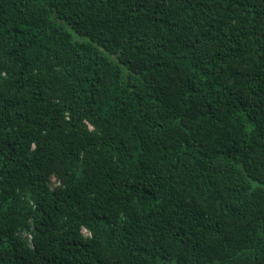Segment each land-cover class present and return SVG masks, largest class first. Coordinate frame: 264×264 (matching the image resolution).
Wrapping results in <instances>:
<instances>
[{
    "label": "trees",
    "instance_id": "1",
    "mask_svg": "<svg viewBox=\"0 0 264 264\" xmlns=\"http://www.w3.org/2000/svg\"><path fill=\"white\" fill-rule=\"evenodd\" d=\"M0 264H264V0H0Z\"/></svg>",
    "mask_w": 264,
    "mask_h": 264
},
{
    "label": "rangeland",
    "instance_id": "2",
    "mask_svg": "<svg viewBox=\"0 0 264 264\" xmlns=\"http://www.w3.org/2000/svg\"><path fill=\"white\" fill-rule=\"evenodd\" d=\"M50 182H51V185H52V186H53V185H56V184L58 183V182H57V179H56L54 176L51 177ZM21 236H22V238L25 239L27 242L29 241V235H26V234L22 233Z\"/></svg>",
    "mask_w": 264,
    "mask_h": 264
},
{
    "label": "built area",
    "instance_id": "3",
    "mask_svg": "<svg viewBox=\"0 0 264 264\" xmlns=\"http://www.w3.org/2000/svg\"><path fill=\"white\" fill-rule=\"evenodd\" d=\"M30 237V236H29Z\"/></svg>",
    "mask_w": 264,
    "mask_h": 264
}]
</instances>
